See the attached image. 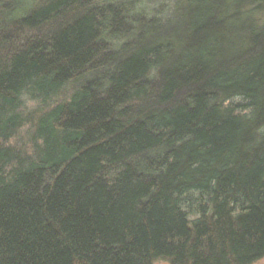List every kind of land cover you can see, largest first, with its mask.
<instances>
[{
  "label": "trees",
  "instance_id": "obj_1",
  "mask_svg": "<svg viewBox=\"0 0 264 264\" xmlns=\"http://www.w3.org/2000/svg\"><path fill=\"white\" fill-rule=\"evenodd\" d=\"M264 258V0H0V264Z\"/></svg>",
  "mask_w": 264,
  "mask_h": 264
},
{
  "label": "rangeland",
  "instance_id": "obj_2",
  "mask_svg": "<svg viewBox=\"0 0 264 264\" xmlns=\"http://www.w3.org/2000/svg\"><path fill=\"white\" fill-rule=\"evenodd\" d=\"M156 264H169V263H167V262H165V261H159V262H157ZM254 264H264V258L261 259V260H259V261H257V262L254 263Z\"/></svg>",
  "mask_w": 264,
  "mask_h": 264
}]
</instances>
